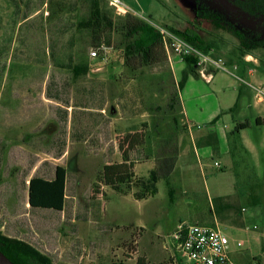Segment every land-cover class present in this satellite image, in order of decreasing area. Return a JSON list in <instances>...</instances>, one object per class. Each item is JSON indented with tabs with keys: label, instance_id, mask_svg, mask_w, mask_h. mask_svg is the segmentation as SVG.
<instances>
[{
	"label": "rangeland",
	"instance_id": "1",
	"mask_svg": "<svg viewBox=\"0 0 264 264\" xmlns=\"http://www.w3.org/2000/svg\"><path fill=\"white\" fill-rule=\"evenodd\" d=\"M142 1L146 7L140 12L151 23L184 29L194 21L217 55L228 60L237 38L196 18L195 0ZM20 2L15 18L11 0H0V231L55 262L137 264L139 256L147 263L174 259L171 234L180 225L217 224L230 238L244 241L232 253L236 264L246 255L264 264V128L235 130L239 120L251 119L249 96L242 95L240 107L217 111L221 92L216 82L189 76L180 91L188 124L213 131L220 146L191 145L170 176L173 190L162 176L152 187L148 177L155 156L124 159V137L136 133L145 152H155L153 130L172 122L168 102L176 87L170 84L179 80L185 62L164 42L151 51L161 48L171 60L149 54L144 62L141 53H126V41L116 31L110 44L92 56L76 27L87 11L83 0ZM103 2L117 18L118 12ZM71 41L75 61L89 67L79 76L54 63V56L69 52ZM247 54L251 60L264 58V49ZM229 71L237 72L232 66ZM254 71L264 76L259 66ZM105 163L120 173L117 187L101 181ZM55 165L67 169L64 208H31L24 181L34 173L51 177ZM219 195L240 202L242 226L232 225V216L222 220L214 215L212 198Z\"/></svg>",
	"mask_w": 264,
	"mask_h": 264
},
{
	"label": "trees",
	"instance_id": "2",
	"mask_svg": "<svg viewBox=\"0 0 264 264\" xmlns=\"http://www.w3.org/2000/svg\"><path fill=\"white\" fill-rule=\"evenodd\" d=\"M86 3V14L76 21V27L80 33L84 34L86 44L95 48L103 44H110L113 31L118 32L126 41V53H141L144 62L147 61L151 47L158 42H163L161 33L152 25L151 22L143 17L138 16L135 22H131L133 13H118L114 19L113 14L107 9V4L103 0H83ZM13 4V14L15 18L21 13L20 0H11ZM27 3V1L25 2ZM112 7V6H111ZM196 18L205 19L215 27L223 28L237 38V44L230 52L228 62L241 63L247 53H252L258 49H264V0H195ZM165 28L181 35L190 43L199 47L203 51H208L213 47L211 41H206L199 27L190 22L184 29H179L171 25H162ZM74 42V38H73ZM71 41V49L65 53L64 57L54 56V63L59 67H65L72 70L74 76L85 74L89 67L86 62L75 61L76 51L73 49L74 43ZM78 56V55H77ZM264 63V58L258 57ZM186 67L182 69L181 77L172 86L176 87V92H172L168 108L172 113V122L165 129L155 128L153 130L156 138V150L148 153L141 146L143 139L136 133L127 134L124 137L125 148L123 151L124 159L129 162L133 160H144L154 155L155 167L149 171L148 183L152 187L158 177H164L169 191L173 190L170 185V176L175 171L180 144L179 136L187 129L184 122H180L179 116H183L180 91L184 87L187 78L192 75L200 76L196 65V58L185 56L182 58ZM226 61V62H227ZM167 71H169L167 69ZM166 75V74H163ZM162 75V76H163ZM163 78V77H162ZM164 79V78H163ZM51 79L47 84V91L51 89ZM239 88L240 92L245 83ZM54 95L58 98L60 91L55 89ZM238 103H235V106ZM178 112L181 114L178 116ZM67 117V110L63 112ZM256 124H264V117L256 118ZM249 122L238 124L235 129L247 127ZM212 138L211 146L213 150L218 149V142L215 136L209 134ZM214 139V140H213ZM154 153V154H153ZM131 155V156H130ZM1 157V156H0ZM100 179L104 184L117 187L121 182L120 173L113 170L111 163H105L100 172ZM28 203L31 208H47L52 210H62L66 198L67 169L62 165H55L51 177H45L41 174L34 173L28 178ZM212 211L220 219L231 217V224L242 226V207L238 200H234L232 195H219L212 198ZM230 214V215H228ZM261 223L264 222V209L262 210ZM0 250L10 258L15 264H66L64 262H55L49 256L42 254L31 244L4 235L0 231ZM254 259H259L254 256ZM253 260V259H252ZM251 258L246 255L240 259L241 264H260V261L253 263ZM123 264V263H118ZM137 264H174V259L162 260L158 263H147L143 256L137 258Z\"/></svg>",
	"mask_w": 264,
	"mask_h": 264
},
{
	"label": "built area",
	"instance_id": "3",
	"mask_svg": "<svg viewBox=\"0 0 264 264\" xmlns=\"http://www.w3.org/2000/svg\"><path fill=\"white\" fill-rule=\"evenodd\" d=\"M107 1L118 13L130 12L149 21L126 0ZM152 25L161 33L166 47H169L176 55L181 58L185 56L196 58V65L202 74H204L207 67L218 70L229 69L226 59L218 56L214 47L208 51H203L164 26L155 23H152ZM104 48H106L104 45L92 48L90 54L92 56L98 55ZM249 56L250 54L245 55L246 60H251ZM233 66L236 67L235 64ZM242 82L252 90L255 100L264 104V76L258 83L244 80ZM214 164L220 165L218 161H215ZM171 238L177 252L174 264H236L232 258V253L244 243L243 240L230 238L217 224L209 225L199 222L180 225L171 234Z\"/></svg>",
	"mask_w": 264,
	"mask_h": 264
},
{
	"label": "crops",
	"instance_id": "4",
	"mask_svg": "<svg viewBox=\"0 0 264 264\" xmlns=\"http://www.w3.org/2000/svg\"><path fill=\"white\" fill-rule=\"evenodd\" d=\"M126 1L131 6H133V7L135 6L137 10L139 9L138 12H140V10H142V9L145 10L146 6L142 0H126ZM143 10H142V12H143ZM142 12H140V13L143 15ZM137 19H138V15H136V14L131 15V22H135ZM150 54L160 56L163 54V50L161 48H158L156 51L150 50ZM165 58L167 60L168 59L171 60V57L169 55L163 54L162 59H165ZM180 59L183 61V59L181 57H180ZM227 63L229 64V66H232V68H234L233 65L235 64L236 67L234 69L237 72H235V71L230 72L229 69L228 70H218V69H212V68L207 67L204 74H202L198 70L200 72V76L203 77L205 80H208V79L210 81L214 80L216 82V89L219 92H221L220 98L219 99L216 98L217 99V104H216L217 111L225 110L228 107H232L233 105H235V103H238L239 107H240V105L242 104V103L240 104V102L242 101V95L247 94L249 96V100H250L249 107L251 110V114H250L251 119L245 118L244 120H239L238 123L236 124V126L240 123H245L248 121L249 125L247 127L255 126V128H259V130H263L264 124H256L255 120H256V118L260 119V118L264 117V104L258 103L255 100V98L253 97V95L251 96V94H253V92L248 86H246L242 89V91L240 92V95H239V88L242 85L240 83V82H242V80L247 81V82L258 83L262 79V77L260 78L255 73L254 69H255V67L259 66V68L264 71V63L261 62V60L258 57H255L253 60H246L245 56H244V60L241 63H238V62L230 63L228 61H227ZM231 76L236 77V80L234 78H232ZM181 104H182V102H181ZM182 112H183V106H182ZM217 117H218V114L215 115V117L212 119V121L215 120ZM183 120H184L183 122L187 124V129H186V131H184V133L180 134V136H179L180 151H179L178 157L180 155L186 154V152L190 149L191 145L194 147L196 145V147H197V145L200 144V146H202V148L206 147L207 150L212 149L211 148L212 146L210 145L212 138L209 137V134L215 136L217 139V142L219 144V138H218L217 134H215L213 131H200V130L197 131V130H194L193 127H191L188 124V120H190V118H188V116L184 112H183ZM245 129H246V127L240 128L237 130L235 129V130L238 133H242L243 131H245ZM219 146H220V144H219ZM203 152H204V150H203ZM205 152H209V151H205ZM226 157H228V153L226 154Z\"/></svg>",
	"mask_w": 264,
	"mask_h": 264
},
{
	"label": "water",
	"instance_id": "5",
	"mask_svg": "<svg viewBox=\"0 0 264 264\" xmlns=\"http://www.w3.org/2000/svg\"><path fill=\"white\" fill-rule=\"evenodd\" d=\"M29 181V180H28ZM0 264H15L10 258H8L1 250H0Z\"/></svg>",
	"mask_w": 264,
	"mask_h": 264
}]
</instances>
